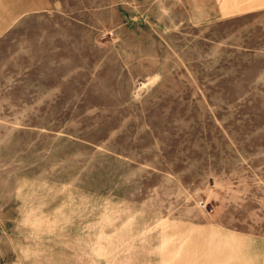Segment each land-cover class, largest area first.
<instances>
[{"label":"rangeland","instance_id":"374dc122","mask_svg":"<svg viewBox=\"0 0 264 264\" xmlns=\"http://www.w3.org/2000/svg\"><path fill=\"white\" fill-rule=\"evenodd\" d=\"M0 264H264V0H0Z\"/></svg>","mask_w":264,"mask_h":264}]
</instances>
